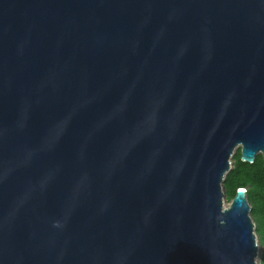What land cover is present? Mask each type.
Returning <instances> with one entry per match:
<instances>
[{
    "label": "water",
    "instance_id": "obj_1",
    "mask_svg": "<svg viewBox=\"0 0 264 264\" xmlns=\"http://www.w3.org/2000/svg\"><path fill=\"white\" fill-rule=\"evenodd\" d=\"M238 149L264 0H0V264H258Z\"/></svg>",
    "mask_w": 264,
    "mask_h": 264
},
{
    "label": "trees",
    "instance_id": "obj_2",
    "mask_svg": "<svg viewBox=\"0 0 264 264\" xmlns=\"http://www.w3.org/2000/svg\"><path fill=\"white\" fill-rule=\"evenodd\" d=\"M232 158L234 166L226 174L223 183L227 200L230 202L239 188L247 189V198L252 207L251 216L263 246L260 264H264V158L259 154L255 162H245L241 159V149Z\"/></svg>",
    "mask_w": 264,
    "mask_h": 264
},
{
    "label": "rangeland",
    "instance_id": "obj_3",
    "mask_svg": "<svg viewBox=\"0 0 264 264\" xmlns=\"http://www.w3.org/2000/svg\"><path fill=\"white\" fill-rule=\"evenodd\" d=\"M231 165H232V167L234 166L233 158L231 159ZM262 251H263V246L259 242V255L257 257L258 264H260V257H261Z\"/></svg>",
    "mask_w": 264,
    "mask_h": 264
}]
</instances>
